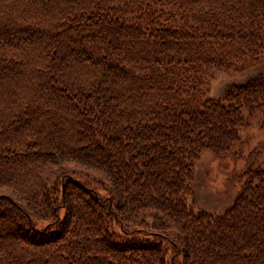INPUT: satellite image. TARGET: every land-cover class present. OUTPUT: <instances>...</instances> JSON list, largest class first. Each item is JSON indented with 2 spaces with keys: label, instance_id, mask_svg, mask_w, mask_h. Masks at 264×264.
Listing matches in <instances>:
<instances>
[{
  "label": "trees",
  "instance_id": "16d2710c",
  "mask_svg": "<svg viewBox=\"0 0 264 264\" xmlns=\"http://www.w3.org/2000/svg\"><path fill=\"white\" fill-rule=\"evenodd\" d=\"M263 38L264 0H0V264H264V157L185 200L264 112V72L205 95Z\"/></svg>",
  "mask_w": 264,
  "mask_h": 264
},
{
  "label": "rangeland",
  "instance_id": "374dc122",
  "mask_svg": "<svg viewBox=\"0 0 264 264\" xmlns=\"http://www.w3.org/2000/svg\"><path fill=\"white\" fill-rule=\"evenodd\" d=\"M263 72L264 38L258 59L250 66L238 71L213 70L205 95L218 98L226 86ZM237 134V141L224 154L213 155L203 149L194 161L189 181L190 193L185 199L194 211L219 213L229 206L242 182V169L249 162L254 165L263 159L264 112L256 111L248 123L238 129Z\"/></svg>",
  "mask_w": 264,
  "mask_h": 264
}]
</instances>
